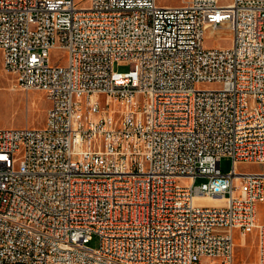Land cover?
<instances>
[{
    "label": "built area",
    "instance_id": "obj_1",
    "mask_svg": "<svg viewBox=\"0 0 264 264\" xmlns=\"http://www.w3.org/2000/svg\"><path fill=\"white\" fill-rule=\"evenodd\" d=\"M85 1L0 0L11 86L50 103L0 128V264H235L236 233L264 264V172L239 169L264 164V0Z\"/></svg>",
    "mask_w": 264,
    "mask_h": 264
},
{
    "label": "rangeland",
    "instance_id": "obj_2",
    "mask_svg": "<svg viewBox=\"0 0 264 264\" xmlns=\"http://www.w3.org/2000/svg\"><path fill=\"white\" fill-rule=\"evenodd\" d=\"M185 0H158L159 3L168 5H180ZM230 0H221L227 3ZM86 0L84 4H87ZM205 46L208 48H227L232 44V31L228 27H221L216 31L207 29L204 38ZM53 64L67 62V52L61 48H54L51 51ZM130 65L115 63L114 69L128 71ZM13 76L4 70L3 55L0 51V128H22V127H42L46 122V109L49 107V100L45 92L38 89L22 91L12 88ZM204 88H217L216 84L203 85ZM111 106H115L111 103ZM232 168V159L222 157L221 169L227 173ZM240 170L264 172V164L241 163ZM208 178L198 176L195 184H201ZM257 217L259 223H264V201L258 203ZM241 238L236 233L235 264H256L258 260V244L255 233H250L246 245H241ZM99 238L95 235L88 243L91 248H96Z\"/></svg>",
    "mask_w": 264,
    "mask_h": 264
},
{
    "label": "bare ground",
    "instance_id": "obj_3",
    "mask_svg": "<svg viewBox=\"0 0 264 264\" xmlns=\"http://www.w3.org/2000/svg\"><path fill=\"white\" fill-rule=\"evenodd\" d=\"M203 200H205L206 202H209L210 204H220V199L218 197H214V198H202ZM258 220V217H257Z\"/></svg>",
    "mask_w": 264,
    "mask_h": 264
},
{
    "label": "crops",
    "instance_id": "obj_4",
    "mask_svg": "<svg viewBox=\"0 0 264 264\" xmlns=\"http://www.w3.org/2000/svg\"><path fill=\"white\" fill-rule=\"evenodd\" d=\"M23 91V90H22ZM48 109V108H47ZM47 109H46V111H47Z\"/></svg>",
    "mask_w": 264,
    "mask_h": 264
}]
</instances>
